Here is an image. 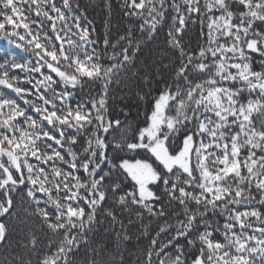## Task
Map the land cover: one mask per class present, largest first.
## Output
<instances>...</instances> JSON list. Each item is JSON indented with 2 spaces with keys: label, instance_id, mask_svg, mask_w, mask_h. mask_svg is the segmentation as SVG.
I'll return each instance as SVG.
<instances>
[{
  "label": "snow or ice",
  "instance_id": "snow-or-ice-1",
  "mask_svg": "<svg viewBox=\"0 0 264 264\" xmlns=\"http://www.w3.org/2000/svg\"><path fill=\"white\" fill-rule=\"evenodd\" d=\"M122 7L132 22L101 51L79 0H0V40L30 53L0 62V218L27 202L48 239L22 245L36 264H74L101 216L131 240L125 213L163 218L139 264H264V0ZM165 25L167 79L138 93L144 120L124 135L109 92Z\"/></svg>",
  "mask_w": 264,
  "mask_h": 264
},
{
  "label": "trees",
  "instance_id": "trees-1",
  "mask_svg": "<svg viewBox=\"0 0 264 264\" xmlns=\"http://www.w3.org/2000/svg\"><path fill=\"white\" fill-rule=\"evenodd\" d=\"M79 4L87 17L85 23L87 21L92 22L88 24V27L94 29L92 38L100 42L101 51L103 50L105 35L115 41L118 35L127 32L128 25L132 22V18L124 15V12L130 11V9L122 7L123 0H79ZM25 7L27 6L25 5ZM198 30L197 26L195 33H193L191 25H189V34L194 46ZM167 31V25H165L154 39H143L135 66L127 73V76H122L119 84H114L111 87L108 99L109 115L113 118L119 117L123 122L121 127L124 130V135H127L129 125L135 128L143 123L144 117L142 113L146 104L144 101L139 100L138 93L145 94L152 90L153 94H155L156 85L159 83L157 79L158 71L167 79V70L163 65L168 63L174 55L173 50L169 48L167 43ZM18 51L8 45L6 41L0 40V62L13 56L17 60H20L22 56L26 62L30 57V53H20L19 56H16ZM5 53L8 55L5 56ZM136 70H139L141 75L146 74L149 77L147 83L140 77H132V71ZM82 98L84 97L78 93L77 99ZM114 137L118 140L121 139L120 130L114 133ZM126 152L127 150L121 155H125ZM134 158H140L139 150ZM27 207V202L18 197L15 206L17 218H0L5 219V222L9 225L8 241L0 246V264H36L37 254L31 250L30 246H22L26 245L32 232L35 233L40 241L38 246L40 254L43 253L47 246L48 239L44 232L41 231L38 218L28 215L24 211ZM241 210L244 209L241 208ZM98 219L100 222L89 233V243L82 245L79 253L74 256V264H87L92 259L96 261V264H139L143 251L148 246V239L145 233L154 235L158 230V225L163 222V218L158 221L147 213L144 214L142 219L134 214L125 213L122 219L128 229V235L131 236V240L118 241L110 218L101 216ZM129 219L133 221L131 225L128 223ZM116 229L117 231L119 230V224H117ZM89 248L95 250V255L88 253L87 249Z\"/></svg>",
  "mask_w": 264,
  "mask_h": 264
},
{
  "label": "water",
  "instance_id": "water-1",
  "mask_svg": "<svg viewBox=\"0 0 264 264\" xmlns=\"http://www.w3.org/2000/svg\"><path fill=\"white\" fill-rule=\"evenodd\" d=\"M1 246V245H0Z\"/></svg>",
  "mask_w": 264,
  "mask_h": 264
}]
</instances>
